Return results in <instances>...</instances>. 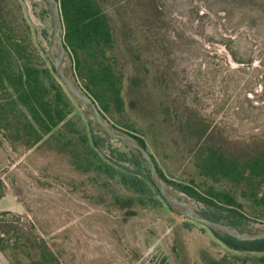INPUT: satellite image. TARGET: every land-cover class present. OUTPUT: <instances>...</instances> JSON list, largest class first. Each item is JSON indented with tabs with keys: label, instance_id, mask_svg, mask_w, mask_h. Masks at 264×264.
<instances>
[{
	"label": "rangeland",
	"instance_id": "374dc122",
	"mask_svg": "<svg viewBox=\"0 0 264 264\" xmlns=\"http://www.w3.org/2000/svg\"><path fill=\"white\" fill-rule=\"evenodd\" d=\"M11 2L31 24L42 58L55 66L57 40L47 0ZM101 2L112 18L126 92L133 76L148 77L126 94L135 102L137 126H144L151 152L170 177L202 179L188 160L195 140L179 132L175 112L204 119L227 149L264 139V0ZM148 92H163V103H146L141 94ZM76 102L87 119L96 120L85 103ZM126 115L112 114L110 120L116 125ZM109 148L116 154L132 149L116 138ZM75 158L72 150L24 148L0 131V243L16 264L52 258L58 264H214L225 255L234 258L207 225L164 201L126 202L131 193L119 182L81 172ZM168 187L202 212V203ZM248 213L253 221L243 231L264 232V219Z\"/></svg>",
	"mask_w": 264,
	"mask_h": 264
},
{
	"label": "trees",
	"instance_id": "16d2710c",
	"mask_svg": "<svg viewBox=\"0 0 264 264\" xmlns=\"http://www.w3.org/2000/svg\"><path fill=\"white\" fill-rule=\"evenodd\" d=\"M59 3L64 41L75 76L109 119L112 114L128 113L127 120L116 125L149 150L166 182L202 203L207 217L233 224L242 231L253 221L248 212L254 219H264V139L240 144L235 150L227 149L217 143L204 119L189 111L182 115L175 112L179 132L184 138L195 140L188 160L197 171L195 176L202 179H173L151 152L144 126H137L135 102L126 94L132 95L135 86L147 83L148 77L133 76L126 92L112 18L101 0ZM37 45L26 16L21 10H14L11 0H0V131L5 139L28 149L45 148L59 154L72 150L76 169L119 182L131 193L126 202L145 205L164 201L170 206L145 159L132 149L124 155L109 148L112 137L104 129H96V125L100 126L96 120L87 119L72 90L55 66L42 58ZM162 95L148 92L141 94V99L146 103L159 100L162 104ZM211 230L234 255H225L214 264H264V239L240 240L229 233ZM0 248L8 252L2 243ZM251 253L260 256H249ZM52 259L55 262L46 264H58Z\"/></svg>",
	"mask_w": 264,
	"mask_h": 264
},
{
	"label": "water",
	"instance_id": "95a60500",
	"mask_svg": "<svg viewBox=\"0 0 264 264\" xmlns=\"http://www.w3.org/2000/svg\"><path fill=\"white\" fill-rule=\"evenodd\" d=\"M47 4L52 14L54 32L57 40L55 68L58 75L72 90L75 97L80 102H83L87 105L88 110L93 114L96 121L102 126V128L107 132L110 137L120 139L126 142L136 153L140 154L145 159L146 163L150 168L151 175L155 183L161 190L164 197L167 199L170 206L179 211L181 214H183L184 217H189L191 219L197 220L212 229L229 233L240 240L264 239V232L247 233L240 230L233 224L216 221L207 217L203 212L194 210L188 202H186L181 197L175 195L174 192L169 189L165 178L159 171L158 166L156 165V162L149 150L142 143H140L131 133L117 127L100 109L96 101L92 98V96L85 90L82 84L75 77L74 69L71 64V55L64 41L65 30L59 0H47ZM65 61H67L69 64L68 72L64 70Z\"/></svg>",
	"mask_w": 264,
	"mask_h": 264
},
{
	"label": "crops",
	"instance_id": "0c3cea01",
	"mask_svg": "<svg viewBox=\"0 0 264 264\" xmlns=\"http://www.w3.org/2000/svg\"><path fill=\"white\" fill-rule=\"evenodd\" d=\"M0 264H16L9 256L8 252L0 248Z\"/></svg>",
	"mask_w": 264,
	"mask_h": 264
}]
</instances>
